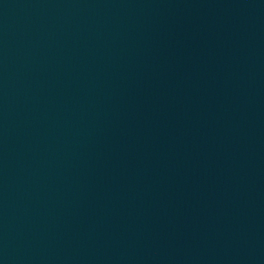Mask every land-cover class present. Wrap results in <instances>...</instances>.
Instances as JSON below:
<instances>
[{
  "label": "water",
  "instance_id": "obj_1",
  "mask_svg": "<svg viewBox=\"0 0 264 264\" xmlns=\"http://www.w3.org/2000/svg\"><path fill=\"white\" fill-rule=\"evenodd\" d=\"M0 264H264V0H0Z\"/></svg>",
  "mask_w": 264,
  "mask_h": 264
}]
</instances>
